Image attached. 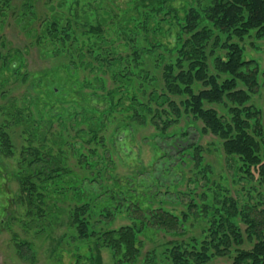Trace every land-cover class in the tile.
<instances>
[{
	"label": "trees",
	"instance_id": "1",
	"mask_svg": "<svg viewBox=\"0 0 264 264\" xmlns=\"http://www.w3.org/2000/svg\"><path fill=\"white\" fill-rule=\"evenodd\" d=\"M177 1L132 0L134 12L88 1L81 12H95L92 19L70 10L47 16L32 29V45L53 59L41 71L24 70L21 50L0 52V70L13 74L0 89V158L13 161L24 225L66 224L61 238L82 243L79 261L87 247L91 264H105L102 249L112 264H210L216 258L264 264V109L250 102L259 92V68L244 58L242 45L252 32L264 37V0ZM12 3L0 0V21ZM25 6L34 13L32 2ZM11 83L23 92L13 95ZM196 123L235 161L236 181L246 182L241 195L213 180L203 146L193 142L180 150ZM137 127L154 129L162 158L182 174L166 195L183 182L194 184L186 211L164 207L161 188L151 191L113 174L120 134ZM168 145L178 153L175 160ZM200 180L206 182L199 202ZM195 209L206 222L201 236L189 234ZM119 217L131 223L114 227ZM149 233L175 239L144 253L141 238ZM12 239L18 250L25 244L33 250L17 233Z\"/></svg>",
	"mask_w": 264,
	"mask_h": 264
},
{
	"label": "rangeland",
	"instance_id": "2",
	"mask_svg": "<svg viewBox=\"0 0 264 264\" xmlns=\"http://www.w3.org/2000/svg\"><path fill=\"white\" fill-rule=\"evenodd\" d=\"M27 1L33 3L35 15L33 10L26 8L25 3ZM88 1H91L96 8L105 5L110 6L112 3L113 12H134L129 9L132 0H13L9 12L0 21V52L12 55L16 50H21L26 62L24 70L37 72L49 68L53 64V59H45L43 55H40L39 49L32 45V29L41 27L42 20L50 15H68V13L78 11L82 15H91L89 18L92 19L95 12H88L89 10L81 12V9L86 8V5L83 6L82 4H86ZM76 2H80L81 8L80 6L77 7ZM184 2L185 0H178L176 5H182ZM3 40H5L6 46L1 43ZM242 45L245 49L244 58L255 60L259 68V92L252 96L250 102L264 109V37L259 39L252 32L242 42ZM5 79H10L13 82V74L9 71L0 70V89L7 88L4 87ZM12 85L13 83L10 84V88L13 87ZM11 92L15 96L19 95L23 92V87L19 85L17 89L13 87ZM3 102H5V97L0 93V104ZM213 107L224 114V107L218 105H213ZM181 125L183 127L184 123ZM201 126V123H196L188 129L190 132L189 139L179 142L181 144L180 150L193 142L203 146L206 149V160L211 165L213 180L229 188L234 196L241 195L246 182L238 183L236 181L237 165L235 161L224 155L219 139L211 134L203 136L200 134L199 128ZM153 134L154 129L152 127H137L131 132L124 131L121 133L114 148L116 155L113 174L123 180L133 178L137 184L144 182L146 188H151V191L161 188L165 194L162 193L159 198L164 199V201L168 199L164 207L173 209L174 213L179 214L183 210L186 211V204L192 198L189 193L195 186L192 183L183 182L178 185L179 189L176 190V193L166 195V188H170L169 190L173 192V187L181 180L182 174L177 168H174V161L162 158L163 151L155 144L158 139H152ZM157 143L162 142L157 141ZM168 149H170V154L175 156L173 157L175 160L178 157L176 149L173 146L169 147V145ZM167 167L170 170H164ZM13 170V161L0 158V264H91L85 257L88 256L87 247H83L79 251L83 256L79 261L76 255L78 253L76 246L82 243L69 237L61 238L62 234L67 231L66 224L56 223L51 228L46 226L49 223L47 221L46 224H41L35 229H27L24 225L27 221L25 205L18 201L19 185L16 177L12 174ZM192 176L191 173L187 174V178ZM200 181L199 188L195 190L197 194L193 195L199 202V195L205 189L203 184L206 180ZM177 193H180L179 198ZM130 223L129 219L119 217L113 226L119 227ZM205 225L206 222L198 217L195 209L192 218L188 221L189 234L201 236ZM14 232L18 234L19 242L28 240L33 250H29L26 244L21 251L18 250L16 242L12 239ZM141 239L144 242L143 251L145 253L165 241L175 239V237L164 233L155 235L149 233L147 237L144 236ZM101 252L104 263L112 264L109 251L102 249ZM225 261L224 258H216L210 264H220Z\"/></svg>",
	"mask_w": 264,
	"mask_h": 264
}]
</instances>
